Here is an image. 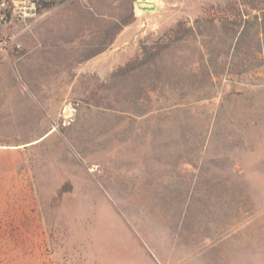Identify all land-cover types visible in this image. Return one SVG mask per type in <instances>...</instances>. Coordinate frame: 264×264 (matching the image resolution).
<instances>
[{
  "label": "rangeland",
  "instance_id": "1",
  "mask_svg": "<svg viewBox=\"0 0 264 264\" xmlns=\"http://www.w3.org/2000/svg\"><path fill=\"white\" fill-rule=\"evenodd\" d=\"M27 2L0 27V264H157L154 227L264 264V33L240 19L264 0Z\"/></svg>",
  "mask_w": 264,
  "mask_h": 264
},
{
  "label": "crops",
  "instance_id": "2",
  "mask_svg": "<svg viewBox=\"0 0 264 264\" xmlns=\"http://www.w3.org/2000/svg\"><path fill=\"white\" fill-rule=\"evenodd\" d=\"M51 131H53V129H50L47 134H49ZM84 169H86V175H80V170ZM135 169H138L137 171L140 173L146 172L141 170V168L139 169V167H136ZM95 174L96 172L91 171L90 167H86V165H78L77 167L73 168L67 174V176L65 174L64 176L62 173L61 176L56 177V180L61 183L67 179L70 181V188L64 190L61 197V203L63 205L71 206L84 205V203L81 202L83 198L79 201V196L86 192V188L88 192V184L89 182H93ZM122 180H124V177L123 179L117 180L118 184H120ZM117 187L119 188L118 195L123 194L124 196H127L130 194H135V192H129L128 189H122L118 185ZM126 199L127 198H125V200ZM147 203L156 204L158 202L154 201ZM64 210L65 207L61 211L62 215ZM154 215L155 214H153V216ZM153 216H151V221L153 220ZM155 224L150 225L155 226ZM64 232L66 235V231ZM141 232L142 238L145 241L144 245L146 246L147 253L156 261L157 264H200V257L203 256L204 253H200L197 249L193 251L184 250L187 240L182 230L174 231L171 229H158L154 227L153 229L150 228L149 230H142Z\"/></svg>",
  "mask_w": 264,
  "mask_h": 264
},
{
  "label": "built area",
  "instance_id": "3",
  "mask_svg": "<svg viewBox=\"0 0 264 264\" xmlns=\"http://www.w3.org/2000/svg\"><path fill=\"white\" fill-rule=\"evenodd\" d=\"M35 13L30 2L17 5L16 0H0V27L7 24L15 16L25 17Z\"/></svg>",
  "mask_w": 264,
  "mask_h": 264
},
{
  "label": "trees",
  "instance_id": "4",
  "mask_svg": "<svg viewBox=\"0 0 264 264\" xmlns=\"http://www.w3.org/2000/svg\"><path fill=\"white\" fill-rule=\"evenodd\" d=\"M253 10L257 9V7H251ZM248 16L247 18H244ZM240 19L241 21H243V23H248V22H252L254 25H258L260 32H258V35L261 36L262 33H264V14L261 16L259 14H255L253 15V21L251 20V14H245L242 13L240 14ZM244 39V35L241 33L240 36L237 38V45ZM258 50L255 52V54L257 56H260L261 58L263 57L264 61V42L262 43V39H260V43L258 44Z\"/></svg>",
  "mask_w": 264,
  "mask_h": 264
},
{
  "label": "water",
  "instance_id": "5",
  "mask_svg": "<svg viewBox=\"0 0 264 264\" xmlns=\"http://www.w3.org/2000/svg\"><path fill=\"white\" fill-rule=\"evenodd\" d=\"M138 6L142 11H145V12H154L156 10V6L153 3L146 2V1L140 2Z\"/></svg>",
  "mask_w": 264,
  "mask_h": 264
},
{
  "label": "bare ground",
  "instance_id": "6",
  "mask_svg": "<svg viewBox=\"0 0 264 264\" xmlns=\"http://www.w3.org/2000/svg\"><path fill=\"white\" fill-rule=\"evenodd\" d=\"M138 11H140V10H138ZM69 109V108H68ZM67 114H68V116L71 114V110L69 111V112H67Z\"/></svg>",
  "mask_w": 264,
  "mask_h": 264
}]
</instances>
